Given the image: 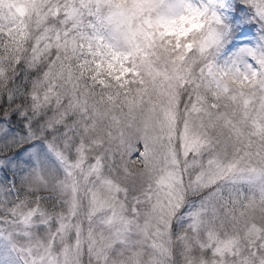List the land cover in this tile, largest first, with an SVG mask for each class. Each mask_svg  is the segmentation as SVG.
<instances>
[{
    "label": "snow or ice",
    "instance_id": "snow-or-ice-1",
    "mask_svg": "<svg viewBox=\"0 0 264 264\" xmlns=\"http://www.w3.org/2000/svg\"><path fill=\"white\" fill-rule=\"evenodd\" d=\"M5 12L22 25L32 18L58 21L62 28L53 24L50 38L70 53L67 59H77L80 71L69 76L67 111L44 123L38 102L30 111L26 100L11 113L0 107V197L15 194L10 215L24 229L0 227V264H84L85 258L87 264H140L143 242L132 238L125 189L105 170L115 166L123 179H135L163 160L168 167L158 183L167 190L179 164L177 146L184 158L211 154L196 178L208 193L192 209L182 206V196L169 195L158 200L159 210L172 216L179 208L196 230L211 205L204 256L264 264V0H0V18ZM16 104L11 99L9 108ZM89 152L96 153L91 160ZM93 180L99 187L87 190L81 222V181ZM53 181L72 196L68 214L54 218L35 196ZM224 219L233 234L215 230ZM49 224L54 231L47 240L32 239L31 228ZM171 231L179 234L177 224ZM65 236L70 242L57 255V239ZM240 237L248 255L237 251Z\"/></svg>",
    "mask_w": 264,
    "mask_h": 264
},
{
    "label": "clouds",
    "instance_id": "clouds-1",
    "mask_svg": "<svg viewBox=\"0 0 264 264\" xmlns=\"http://www.w3.org/2000/svg\"><path fill=\"white\" fill-rule=\"evenodd\" d=\"M228 2L233 3L234 0H228ZM53 24L62 28L58 21L49 20L47 24H43L35 18L25 20L22 25L19 19L10 17L7 12L0 18V107H3L6 112L14 111L20 106L21 100L28 101L26 107L29 111L33 103L38 102L42 105L40 114L45 119L41 123L67 111L68 97L71 93L69 76L77 78L80 67L77 59H67L70 53L62 47L58 48L57 42L50 38L51 34L48 29ZM70 64L71 68H69ZM18 65L21 66L18 67ZM80 83L83 86L87 81L82 80ZM188 95V89L181 92L185 104L189 102ZM33 96L38 97V101H33ZM44 97H48V100L45 101ZM13 98L17 100V104L9 108ZM57 99L61 101L59 105L56 103ZM180 113L182 122L183 105L180 107ZM73 118L79 119L74 114ZM37 127L39 128V125ZM158 151L163 155L166 148L160 147ZM176 154L179 164L174 168L175 176L172 187L167 190L160 187L158 183L163 169L168 167L163 160H161L160 167L151 175L135 179H123L115 166L111 170H105L106 176L119 178L125 189L121 193V199L125 203V214L133 221L134 235L132 238L134 241L143 242L139 257L140 264H236V260L231 255H225L223 258L204 256L201 244L207 243L206 234L211 226V205H209V215L201 216V223L196 230L189 229L190 220L187 224L184 223L186 214H180L179 208L172 216H168L166 211L161 212L157 207L158 200L166 201V198L171 195L173 199L182 196V206L192 209L194 206H200L208 193V189L200 188L196 178L207 170V161L211 154L203 153L200 156L184 158L180 155L178 146ZM66 155L70 160L75 159L72 149L66 150ZM95 155V152H89V160ZM79 175V172H75L74 178H79ZM63 179L61 175V180ZM55 183L53 181L46 189L41 188L35 192V196L43 198L41 206L48 208L53 218L60 212L67 215L72 199L70 192L62 193L55 187ZM94 186L99 187L94 180L87 184L81 181L78 207V219L81 222L87 220L89 208L87 190ZM15 199V194L9 197L7 192L0 197V227H6L12 231H23L17 218L10 215ZM27 199L30 205L33 197L28 196ZM53 201L56 203L54 204ZM133 206L136 208V214L132 213ZM221 218H223V213H221ZM4 221H15V223L4 224ZM173 223L177 224L178 235L171 231ZM34 224L38 225L39 221H34ZM214 227L221 236L234 232L233 226L227 219H224L223 226L217 220ZM30 231L33 240H47V233L54 231V226L49 224L44 230L36 226ZM153 238H155L156 247L152 246ZM17 239L21 244L25 243L24 238L17 237ZM69 242V236H65L64 239L58 238L55 246L56 254L59 255L61 248ZM247 248L246 238L240 237L237 251L248 255ZM260 255L264 256V251ZM84 264H87L86 258Z\"/></svg>",
    "mask_w": 264,
    "mask_h": 264
}]
</instances>
